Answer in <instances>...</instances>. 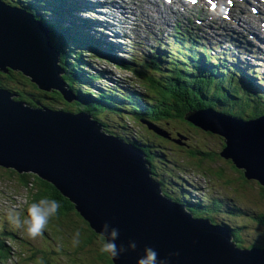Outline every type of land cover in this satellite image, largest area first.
<instances>
[{"label": "bare ground", "instance_id": "1", "mask_svg": "<svg viewBox=\"0 0 264 264\" xmlns=\"http://www.w3.org/2000/svg\"><path fill=\"white\" fill-rule=\"evenodd\" d=\"M39 1L0 0V3L12 10L23 12V7L27 4L39 7ZM79 5H81V1L77 2V6ZM115 37V45L110 46L109 49L104 50L102 53L97 51L96 56L93 57H88L84 53L86 44L73 41L67 36L60 37L55 46L49 43L47 38L46 43L48 48L56 55V66L62 60L67 63L64 75L68 87L66 92L80 101L85 114L90 117L88 121L98 124V133L106 137L123 140V133L119 128V123L122 119L121 114L126 117L132 115L137 96L141 91L147 93L149 124L147 129L144 130L143 140H137L136 147L138 152L143 155L141 157L143 162L147 164L149 177L156 180L159 196L162 198L163 192L166 191L168 202L179 205L180 187L176 184L177 173L179 172L185 179H189L194 165H197L194 161L195 154L199 156L200 162L198 166L202 171L206 169L217 170L223 160L231 161V159H224L219 156L226 149V146L219 145L217 134L210 131H205L206 140H203L202 135L199 133L201 143L196 152L191 145L184 146L183 151L179 149L178 141L183 139L182 131L184 129L189 131V123L183 119L185 113L179 114L182 107L177 102L170 105L168 89L165 84L158 77L148 73L146 64L141 61L134 50L131 55L120 58L119 44L126 42L127 36L123 33L122 38H119L116 34ZM191 37L194 38V35L192 34ZM238 43V47L226 45L225 47L236 50L240 47V42ZM112 50L117 51L116 60L119 65L115 66L114 63H110L103 67L105 55ZM4 69L6 73L0 71V92L13 103L30 111L52 112L69 116L80 114L74 105L76 99L67 102L56 89L44 91L38 88L31 81V78L24 75L21 71L13 70L7 66ZM73 74L78 76L77 84L71 79ZM208 84L210 101L205 109L209 108L214 111L219 106V114L223 115L226 111V116L231 117V112L227 109V106L218 100L222 95L221 83L217 82L215 85L214 81L210 80ZM59 95H61L64 108L59 101L51 102V98L56 99ZM201 106L204 107L205 104L203 103ZM95 107L106 116L107 124H103L97 119L94 112ZM212 142L213 145L211 144ZM207 154L208 159H206ZM0 177H4L6 180L10 206L22 209V218L25 216V210L21 203L18 202L20 187L12 183V179L31 177L32 182L38 184L39 195L33 189L29 192V196L34 202L44 198L50 199L51 190L56 189L49 182L41 184L42 179L32 172H21L19 174L11 168L0 166ZM188 191L189 195H187L186 199L193 202L192 205L186 202L183 211L190 215L191 220H201L203 218L199 211L201 206L204 216L211 221L214 217L210 205L195 195L191 187H188ZM233 200L235 201L236 197H233ZM239 202H243L241 197L235 203L236 211L240 215H246L247 209L243 204L242 209L239 208ZM65 204L66 202H61L62 207ZM73 206L76 205L72 204L70 206L71 212L75 216L81 233L84 234L90 244V249H87L83 244L79 247L83 264H95L96 249L100 246L98 234L89 227L88 222L79 215V212H76ZM260 211L259 206L257 212L249 220L254 239L258 238L256 232L259 228ZM58 212L60 213L59 225H56V228L58 229L59 237L63 240L73 239L74 233L64 221L61 207ZM215 226L223 229V225L218 220ZM52 234L57 237V230L52 231ZM11 237L17 254L14 256L5 255L0 264H9V261H12L13 264L15 261H19V256L26 259L27 250L23 245L26 234L15 229V231L11 232ZM39 239H41V236H39ZM261 246L264 247L263 242H261ZM38 251L43 255L48 253L51 258V264H55L49 249H47L46 253L44 248L39 246ZM25 264H28V262L25 261ZM71 264H75L74 259L71 260Z\"/></svg>", "mask_w": 264, "mask_h": 264}, {"label": "water", "instance_id": "2", "mask_svg": "<svg viewBox=\"0 0 264 264\" xmlns=\"http://www.w3.org/2000/svg\"><path fill=\"white\" fill-rule=\"evenodd\" d=\"M5 66L21 71L24 75L30 77L38 88L44 91L56 89L54 77H51V72L56 68V55L48 48L39 23L24 16L23 12L12 10L0 3L1 72L6 73ZM60 93L67 102L76 99L67 92ZM86 116L87 121H83L80 114L69 116L52 112L30 111L13 103L0 92V166L11 168L19 174L21 172H32L39 178L42 177L47 180L57 189L59 186L57 185L56 176L62 171L65 172V163L70 160L74 175H77L79 170H83L87 180L96 179L90 197L80 195L78 200L68 198L70 202L76 205L73 206L76 212H79V215L88 222L89 227L97 234L100 232L98 223L110 219L111 223L119 225L123 235L131 233L136 238V229L143 215L146 218L148 215L144 212L142 202L132 200L131 192L126 186L123 188L122 195L113 196L109 200L103 201L117 203H104L105 210L98 217L94 213V208L82 206L84 202L86 204L97 202L98 193L105 190L106 181L98 178L101 174L109 179L110 187L113 186L114 167L108 161L107 154L114 153V156L119 158V150L115 149V141L98 133L99 125L88 121L90 117ZM221 116L222 114L215 116L214 111L208 108L205 109L204 117L207 118L205 123H199L198 118L191 121L205 131L220 134ZM183 119L187 121L186 114ZM44 137L50 141L46 148L42 144ZM84 139H87L91 146L92 157L88 158L89 163L83 150ZM62 140L69 146H66V143L64 145ZM57 146L63 149L62 154ZM253 147H257L259 151H264V140L260 139V142L253 144ZM248 150L249 145H245L234 156L226 146V149L219 156L224 159L230 158L236 168H241V166L244 167L245 153ZM139 154L143 157L141 153ZM110 160H113L112 156ZM260 162L264 164V159ZM145 165L147 167L146 163ZM44 171L47 177L41 176ZM252 177L258 178L264 186V170ZM155 190L153 208L155 213H158L162 198L159 196L156 184ZM64 192L66 193V187ZM75 192L78 194L77 191ZM141 193L146 198L152 195V191L146 193L143 188H141ZM60 194L62 195L61 192ZM132 202L136 203L131 204ZM170 212L180 227L179 235H181L184 245L179 248L182 258L187 264H226V251L223 248H225L227 241L220 237L206 238L199 231L193 230L190 215L185 213L179 205L170 203ZM149 224L154 237L157 236L159 233L158 219H150ZM215 227L218 233H223V229ZM166 238L168 240L172 239L168 234H166ZM198 245L204 247L212 245L213 255L205 254L203 249L196 252V246ZM156 250L158 257L169 259L167 246H165L164 251L158 242ZM130 253L134 256L133 252H127V259ZM203 254L205 256L204 263H202ZM139 256L136 255L134 258H130L128 264H136ZM179 258L180 255L178 254Z\"/></svg>", "mask_w": 264, "mask_h": 264}, {"label": "clouds", "instance_id": "3", "mask_svg": "<svg viewBox=\"0 0 264 264\" xmlns=\"http://www.w3.org/2000/svg\"><path fill=\"white\" fill-rule=\"evenodd\" d=\"M60 208L58 201L54 199H40L32 202L26 209V215L22 218V209L15 206L9 207L6 211V220L8 224L16 230L24 232L29 238L35 239L41 236L52 216ZM80 233L77 231L73 237V244L78 245ZM101 253L108 254L113 260L119 259L126 252H134L137 249V243L133 240L124 244H117L120 237L119 229L110 227L108 222L100 226L98 233ZM170 255H177L172 253ZM12 264V261H9ZM137 264H168L167 258L159 259L158 252L151 246H145L142 254L137 258Z\"/></svg>", "mask_w": 264, "mask_h": 264}, {"label": "rangeland", "instance_id": "4", "mask_svg": "<svg viewBox=\"0 0 264 264\" xmlns=\"http://www.w3.org/2000/svg\"><path fill=\"white\" fill-rule=\"evenodd\" d=\"M186 84L192 89L194 90L198 96H203L205 93V87L202 85V82L200 81V78L198 76H195L193 78H190ZM52 101H57V99L51 98ZM232 161V160H231ZM235 165V164H234ZM244 170H242V168H236V171L234 174H230L229 177L226 178V180L231 183V184H237V185H241L243 186V181L245 179V176L243 175ZM29 199L30 196L27 195ZM62 196V195H61ZM65 202H70L68 198L62 196ZM56 225H59L58 222V218L56 216V214L54 216L51 217V219L49 220L47 226H46V230L48 231L49 235L53 238L54 241H56V243H60V241H62L63 239H61L59 237L58 234V229L56 228ZM74 229H80L79 225L77 224L76 226H73ZM57 230V237H54L52 234V231ZM58 254H60L62 256V260L60 261V264H71L68 258L67 253H65L64 251L58 252Z\"/></svg>", "mask_w": 264, "mask_h": 264}, {"label": "trees", "instance_id": "5", "mask_svg": "<svg viewBox=\"0 0 264 264\" xmlns=\"http://www.w3.org/2000/svg\"><path fill=\"white\" fill-rule=\"evenodd\" d=\"M11 182H12V181H11ZM0 183L2 184V189H1L0 193H2V194H6V195H7V183H6L5 181H3V180L0 181ZM12 183H15V182H12ZM15 184H16L18 187H20V188H24V189L26 190V192H27V190H32V189L35 190V192H36V189H38V188H36V187H34V186H30V185H26V184H21L20 181H17V183H15ZM27 194L29 195L28 192H27ZM18 195H19V193H18ZM20 196H21V195H20ZM22 197H23V198H26L25 196H22ZM50 198H52V199L58 201L59 204L61 203L60 198L57 196V194L54 192L53 189L51 190ZM26 199H27V198H26ZM6 201H9L8 196H7V198H6ZM23 207H24V210H26V207H25V206H23ZM82 244L85 245L87 249H90V244H89V242H88L87 239L84 240ZM102 254H103V253H102ZM102 254H101V255H102ZM102 257H104V256H102ZM94 263H95V264H110V262H109L107 259H106L105 262H101V261L96 262V261L94 260Z\"/></svg>", "mask_w": 264, "mask_h": 264}, {"label": "flooded vegetation", "instance_id": "6", "mask_svg": "<svg viewBox=\"0 0 264 264\" xmlns=\"http://www.w3.org/2000/svg\"><path fill=\"white\" fill-rule=\"evenodd\" d=\"M198 131V130H197ZM200 132V131H199ZM182 138L183 139H180L178 141V144L179 145H182V146H186V145H189L191 143L190 139H189V136L187 135H182Z\"/></svg>", "mask_w": 264, "mask_h": 264}]
</instances>
